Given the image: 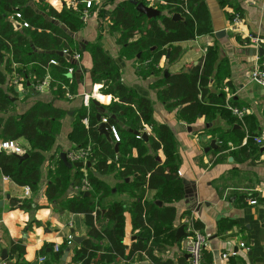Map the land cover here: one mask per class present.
I'll use <instances>...</instances> for the list:
<instances>
[{"label":"trees","instance_id":"1","mask_svg":"<svg viewBox=\"0 0 264 264\" xmlns=\"http://www.w3.org/2000/svg\"><path fill=\"white\" fill-rule=\"evenodd\" d=\"M218 3L224 9L232 7L230 13L226 11L230 21L236 13L242 17L243 9L234 0H218ZM150 5L159 9L161 15L148 18L136 10V3L122 0L114 7L109 24L110 32L118 35L116 41L123 47V55L138 61L137 72L142 77L160 72L157 66L161 58L167 57L168 49H171L168 60L173 61L181 53L178 43L194 40L213 31L205 0H158ZM76 7L73 9L65 5L59 10L48 0H34L33 3L31 0H0V141L24 139V149L28 153L27 158L20 159L15 153L0 150V173L17 185L28 186L32 190L40 182L45 153L54 146L67 111L52 102L37 101L24 112L18 113L17 98L11 99L18 95L12 81L18 76L25 92H38L35 86L49 75V88L53 95L59 99H72L69 94L76 93L79 65L74 56L77 52L82 53L84 47L74 34L83 26L86 4L78 2ZM17 11L22 15V20L15 19L21 23L19 28L9 19ZM175 13H180L183 19L174 20L172 16ZM23 21L28 26H24ZM56 51L66 52L60 55ZM88 51L93 63L92 81L100 83V91L112 95V101L105 106L96 105L91 100L74 113L70 139L76 146L70 151L90 145L87 161H90L91 166L71 167L61 155H55L56 168L48 172L45 193L48 199H54L67 185L73 169L77 171L74 185L81 186L84 177L91 185L90 190H83L67 200L62 209L85 214L92 238L98 241L107 239L110 246L103 247L88 239L74 249V263L93 264L100 250H104V253L99 263L114 262L119 258L131 260L137 252H143L150 261L158 262L154 255V250L159 249L156 241L162 231L172 227L176 217V209L172 204L185 196L184 183L178 173L180 159L177 141L166 123L154 119L152 101L123 82L119 66L103 48L92 44L88 45ZM51 60L57 64L51 63ZM217 61V46L211 45L197 65L188 71L165 77L154 86L159 87V97L167 108L180 107L179 116L188 124L202 116L211 121L217 112L232 124L237 120L238 127L230 130L237 133L239 142L247 136V144L239 147L246 159L259 149V145L254 142V138L259 136L257 123L250 115L242 119L234 115L233 118L231 110L225 108V100L220 99L223 95L210 91L209 85L216 72ZM70 67L76 69L73 74L68 73ZM98 114L100 118L107 117L108 131L116 126L119 140L111 133V140L100 133L98 127L101 119H98ZM85 118L88 119V125L84 124ZM246 119L247 127H243L240 120ZM133 131H138V135ZM143 134H147L148 138L144 139ZM222 139L225 140L224 137ZM226 140L220 146V151L227 150ZM116 144L118 151L115 150ZM82 168H86L87 172H83ZM110 173H115L119 179L115 187H110L100 178ZM114 189L116 192L127 191L137 201L129 210L122 202H112L104 205L106 211L102 213L100 203ZM148 190H155L153 202L145 199ZM254 195L257 194L249 197ZM159 202L167 205L160 207ZM128 212L131 215V228L137 232L134 233L136 240L127 249ZM101 215L110 222L107 227H97ZM224 222L225 219H222L218 223L220 231L235 223L233 220L227 224ZM186 225L191 228V234L193 230L203 227L194 219ZM175 237L174 232L171 238ZM16 248L21 252L19 247ZM69 249L71 246L67 241L64 246H59L54 259L61 258L65 250ZM213 263V254L204 247L201 264Z\"/></svg>","mask_w":264,"mask_h":264},{"label":"crops","instance_id":"2","mask_svg":"<svg viewBox=\"0 0 264 264\" xmlns=\"http://www.w3.org/2000/svg\"><path fill=\"white\" fill-rule=\"evenodd\" d=\"M73 1L82 3L83 0H48V3L59 10L65 5L76 9L77 7L71 4ZM121 1L98 0L92 5L93 9L87 10L88 15L83 16V26L74 34L79 44H83L84 47L81 49L80 66L77 70L78 85L71 100L56 98L50 88L40 92L16 90L18 113L24 112L37 101L52 102L67 113L62 119L61 130L54 146L45 153L46 160L42 167L41 179L35 190L29 188L27 193L26 186H19L10 179L4 180V175L0 173V200L3 201L0 206V264H5V261L1 260L3 248L7 251V260L13 264H78L72 261L74 249L81 246L84 241L89 239L103 247L110 246L107 239L98 241L92 238L85 214L62 209L67 200L80 193L78 185L73 184L77 172L75 169L72 170L67 185L54 199H48L45 193L49 181L48 172L56 168V159L53 157L57 154H66L76 146L70 139L74 113L88 105L91 100H97L105 106L112 101V95L103 94L100 91V83L92 81L93 63L88 51V45L92 44L100 45L116 62L124 83L152 101L154 119L166 123L173 131L180 159L178 173L185 190V196L172 204L176 209L172 227L162 231L156 241L159 249L154 250V255L158 262L150 261L143 252H137L131 260L119 258L114 262L99 263L100 256L104 253V250H100L97 252V260L92 263L189 264L188 246L192 234L186 224L194 219L203 225L201 231L206 235L204 247L213 254V257L214 251L218 250L221 255L230 253L228 261L223 262L225 264H264V195L260 192L264 190V140L258 144L259 149L245 159L239 147L247 144V136L239 142L237 133L230 130L238 127L237 120L232 124L228 118L217 112L211 121L202 116L194 123L188 124L179 116L180 107L167 108L166 103L159 97V87L154 86L165 77L188 71L197 65L205 56L208 47L215 45L218 50V61L209 85L210 91L223 95L224 99H220L225 100L227 109L229 106L247 108L246 115L256 120V131L259 133L257 137H263L264 88L251 82L248 73L250 69L264 64V55L259 56L253 52L251 48L257 47L250 39L264 37V0H234L243 9V20L233 29L232 20L228 19L226 13V11L230 13L232 7L224 9L220 7L218 0H205L212 21L211 34L178 43L181 46L180 55L173 61H169L168 56L161 58L157 66L160 72L147 77L138 74V61L123 55V47L116 41L118 35L110 32L109 24L113 9ZM151 2L155 4L158 0ZM220 30H224L225 34L218 38L216 32ZM261 46L264 47V44ZM214 106L217 107L218 104ZM230 114L235 118L231 111ZM240 122L243 127H247L248 119ZM222 137L227 139L225 151H220V146L225 141ZM213 139L216 140L214 147L211 146ZM17 141L23 147L26 144L24 139ZM221 153L223 156L220 157ZM160 156L163 157L161 153ZM82 171L86 173L87 169L82 168ZM100 178L110 187H115L119 181L115 173ZM253 194H257L254 195L257 199L255 204L249 201V195ZM145 199L153 202L155 190H148ZM115 201L122 202L129 210L137 198L127 191L116 192L114 189L111 194L103 197L100 203L102 213L106 211L104 205ZM166 205L162 203L160 207ZM126 216L125 243L128 249L136 240L134 233L137 231L134 232L131 228L130 213H126ZM222 219H225L226 224L231 220L235 223L220 231L218 223ZM108 224H110L108 219L101 215L96 225L103 228ZM182 225L186 233L180 239L171 238L174 232L176 236L178 228ZM71 229H74L77 235H84L86 238L81 244L70 245L71 249L65 260L64 253L61 258L54 259L55 245L64 246L72 235ZM16 247H19L21 252ZM40 257L46 259L40 261Z\"/></svg>","mask_w":264,"mask_h":264},{"label":"built area","instance_id":"3","mask_svg":"<svg viewBox=\"0 0 264 264\" xmlns=\"http://www.w3.org/2000/svg\"><path fill=\"white\" fill-rule=\"evenodd\" d=\"M98 0H83L82 2H84L86 4V9H85V16L88 15L87 10L95 4V2ZM149 3L146 4H150V2L152 0H141ZM77 1H73L71 2V4L76 7L77 5ZM16 18L21 19L22 20V15L19 11H17L16 13H14L12 16L9 17V19L11 20H15ZM242 17L240 15V13H236L235 16L233 17L231 24H232V29L234 27L239 26L242 23ZM24 26H28V23L26 21L22 22ZM252 44L255 47L261 46V44H264V37H250ZM66 51H64L65 53ZM74 59L77 60L78 62H80L81 59V53L77 52L74 56ZM51 63L53 64H57V62L55 60H51ZM80 64L77 66V68L79 69ZM76 69L74 67H70L68 70L69 74H73L74 71ZM19 77L16 76L14 81H12L14 88L17 91L20 92H24V88L22 87V85L19 82ZM248 79L255 83L256 85H258L259 87L264 88V64L260 65V66H256L252 69H250L249 73H248ZM50 77L46 76L41 82H39L35 88L37 91H43L45 88H49L50 87ZM19 87V89H18ZM69 97H73L72 94H69ZM229 109L231 110V112L233 113V115H235L236 117H238L239 119H242L248 112L247 108H239V107H235V106H229ZM101 122L107 123V117H102L101 118ZM84 124L88 125V119H84ZM116 140L120 139L119 136V131L117 130L116 126H112L111 127V131H109ZM140 136V135H139ZM138 136V137H139ZM264 140V136L263 137H255L254 138V142L257 144H260L262 141ZM90 149L91 146H87L84 148H80L79 150H74V151H68L66 153V157L71 160V161H81V162H86L87 158L89 156L90 153ZM0 150L6 151V152H10V153H15L17 155H22L23 153H25V149L22 145H20L17 140H11V139H7V140H2L0 141ZM4 180H9L8 177L4 176L3 177ZM91 185L89 183V181L87 180L86 177L83 178L81 186H79V190L80 192L85 190L88 191L90 190ZM26 192L29 193V187L26 186ZM261 194L264 195V190H260ZM251 204H255L257 202V199L255 197L249 199ZM189 230H191V228L189 227ZM205 242H206V235L201 231V230H193L192 233V238L191 241L189 243L188 246V251H189V264H201L202 262V256H203V248L205 246ZM73 243L72 237L70 236L68 239V244L71 245ZM243 245V244H242ZM55 251L59 250V245H55L54 247ZM230 253H223L221 255L222 257V261L223 262H227L229 259ZM46 258L45 257H40V261H44Z\"/></svg>","mask_w":264,"mask_h":264},{"label":"water","instance_id":"4","mask_svg":"<svg viewBox=\"0 0 264 264\" xmlns=\"http://www.w3.org/2000/svg\"><path fill=\"white\" fill-rule=\"evenodd\" d=\"M32 2L34 0H31ZM132 3H136V10H138L139 12L145 14L148 18H152V17H156V16H159L161 15V11L159 9H157L156 7H153L151 5H148L146 4L145 2L143 1H137V0H130ZM172 18L174 20H179V19H183V16L180 14V13H175L173 14ZM12 22L15 24V26L17 28H19L21 26V23L17 20H12ZM225 34V31L224 30H220V31H217L216 32V37L220 38V36L224 35ZM253 50L254 53H258L259 56H262L264 55V47L263 46H259L257 48H251ZM56 53L62 55L64 54L63 51H56ZM170 55V49H168V53H167V56ZM167 73V72H166ZM12 100H15L16 97H11ZM93 102L96 104V105H101L97 100H93ZM98 119L100 120V115L98 114ZM190 129V127H189ZM98 130L100 131L101 134H104L109 140H111V136H110V132L108 131L107 127H106V123L104 122H100L99 124V127H98ZM134 134L138 135V131H133ZM143 137L144 139H147L148 138V135L147 134H143ZM211 146L214 147L216 146V140L213 139L212 142H211ZM218 146V145H217ZM115 150L118 151V144L115 145ZM20 159H25L28 157V153H23L22 155H17ZM62 158L63 160L69 165V166H86V167H90L91 166V163L90 161H86L85 163L84 162H81V161H75V162H70L68 160V158L66 157V154L63 153L62 155ZM87 195H90L89 192L86 193ZM3 204V201L0 200V206H2ZM159 204L161 205L162 203L159 202ZM185 227L182 225L178 228V231L176 233V238L177 239H180L186 232H185ZM71 237H72V240L74 243L76 244H81L82 240L84 238H86V236L84 235H77L74 231V229H71ZM68 252L69 250H66L64 252V255H63V259L65 260L66 257L68 256ZM214 257H215V264H225L223 263L222 261V257H221V254L218 250H215L214 251ZM8 259V254H7V251L5 248H3L2 250V256H1V260L2 261H5V264H13V262L7 260Z\"/></svg>","mask_w":264,"mask_h":264},{"label":"rangeland","instance_id":"5","mask_svg":"<svg viewBox=\"0 0 264 264\" xmlns=\"http://www.w3.org/2000/svg\"><path fill=\"white\" fill-rule=\"evenodd\" d=\"M33 3V2H32ZM152 2H150V4H151ZM150 4H148V5H150ZM18 142V141H17Z\"/></svg>","mask_w":264,"mask_h":264}]
</instances>
